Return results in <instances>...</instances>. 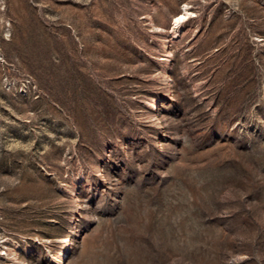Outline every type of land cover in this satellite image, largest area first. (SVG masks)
Wrapping results in <instances>:
<instances>
[{
    "label": "rangeland",
    "instance_id": "rangeland-1",
    "mask_svg": "<svg viewBox=\"0 0 264 264\" xmlns=\"http://www.w3.org/2000/svg\"><path fill=\"white\" fill-rule=\"evenodd\" d=\"M0 264H264V0H0Z\"/></svg>",
    "mask_w": 264,
    "mask_h": 264
},
{
    "label": "bare ground",
    "instance_id": "bare-ground-1",
    "mask_svg": "<svg viewBox=\"0 0 264 264\" xmlns=\"http://www.w3.org/2000/svg\"><path fill=\"white\" fill-rule=\"evenodd\" d=\"M188 12L186 11V6L183 7V12L178 14L173 22L174 25H176L178 22L186 19ZM155 105L152 104L150 107H154ZM61 255L63 256V251H61Z\"/></svg>",
    "mask_w": 264,
    "mask_h": 264
}]
</instances>
